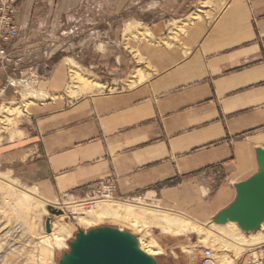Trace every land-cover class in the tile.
<instances>
[{
    "label": "crops",
    "instance_id": "1",
    "mask_svg": "<svg viewBox=\"0 0 264 264\" xmlns=\"http://www.w3.org/2000/svg\"><path fill=\"white\" fill-rule=\"evenodd\" d=\"M42 2L17 3L21 29L41 4L66 13L82 0ZM195 8L176 21L181 25L172 40L156 35L137 46L140 67L124 80L98 79L100 87L76 90L71 66L54 65L41 83L43 99L31 111L30 139L40 148L38 184L46 200L115 180L116 202L202 224L234 201L236 184L258 172L264 0H203ZM152 227L158 239L176 230ZM262 231L247 247L264 243ZM244 252L234 264L245 261Z\"/></svg>",
    "mask_w": 264,
    "mask_h": 264
},
{
    "label": "rangeland",
    "instance_id": "2",
    "mask_svg": "<svg viewBox=\"0 0 264 264\" xmlns=\"http://www.w3.org/2000/svg\"><path fill=\"white\" fill-rule=\"evenodd\" d=\"M20 1L15 0L13 17L19 38L8 46V53L19 63L9 64L5 71L1 67L7 63L0 59V264H58L79 230L102 226L138 236L143 250L158 264H197L204 249L213 250L217 264H228L240 256L245 249L232 242L247 246L254 243L257 233L244 234L237 226L221 227L212 222L200 224L188 216L171 218L133 202H102L105 219L98 218L95 210L75 221L72 217L52 216V210H58L55 205L69 201L67 195L74 194H62L53 202L40 194L41 152L30 139L34 135L31 111L43 99L41 83L54 65L65 62L71 66L72 75L75 72L79 77L72 84L76 90L98 79L124 80L140 67L135 61L139 58L137 46L155 41L156 35L164 43L172 40L181 25L176 21L193 9L197 11L195 7L203 0H82L66 13L61 6L52 10L44 3L22 29L16 6ZM45 64L51 67L49 72ZM11 76L15 77L14 85L8 80ZM205 183L216 186L210 180ZM115 207L123 211H110ZM48 217L53 218L51 234L45 230ZM153 225L176 230L167 229L168 235L158 239L159 231ZM52 240L61 242L57 245ZM149 244L163 255L149 253Z\"/></svg>",
    "mask_w": 264,
    "mask_h": 264
},
{
    "label": "water",
    "instance_id": "3",
    "mask_svg": "<svg viewBox=\"0 0 264 264\" xmlns=\"http://www.w3.org/2000/svg\"><path fill=\"white\" fill-rule=\"evenodd\" d=\"M256 158L258 172L235 185L234 201L213 218L214 225L235 223L244 234L259 232L264 226V149H256ZM51 214L61 217L63 212L55 209ZM52 220L45 221L48 234L53 231ZM68 247L58 264H158L140 247L137 236L110 226L79 230Z\"/></svg>",
    "mask_w": 264,
    "mask_h": 264
},
{
    "label": "built area",
    "instance_id": "4",
    "mask_svg": "<svg viewBox=\"0 0 264 264\" xmlns=\"http://www.w3.org/2000/svg\"><path fill=\"white\" fill-rule=\"evenodd\" d=\"M14 4L15 0H0V59L7 63V66L1 67L5 68V71L8 70L9 64L17 65L19 63L18 58L12 57L8 53V46H11V43L19 38V29L13 24V17H15ZM44 69L46 72H49L51 67L45 64ZM36 70V74L38 72L39 75V70L37 68ZM8 80L11 82V85H14L15 77L11 76ZM67 196L70 197V200H62L55 205V208L63 212L62 216L67 218L72 217L75 221L83 213L96 210L101 202H116L117 186L115 180H103L89 188L82 195ZM139 244H141L140 239ZM244 251L245 261H242L241 264H264V243L247 247ZM198 264H217L213 250L204 249Z\"/></svg>",
    "mask_w": 264,
    "mask_h": 264
},
{
    "label": "bare ground",
    "instance_id": "5",
    "mask_svg": "<svg viewBox=\"0 0 264 264\" xmlns=\"http://www.w3.org/2000/svg\"><path fill=\"white\" fill-rule=\"evenodd\" d=\"M73 80L74 81H76V80H79V77H78V74L77 73H75L74 72V74H73ZM90 86H99L100 87V85L99 84H97V83H90L89 84ZM114 203H118V202H114ZM118 206V205H117ZM118 207H121V206H118ZM104 204L101 202L99 205H98V208L95 210V212L97 213L96 215H99V217L98 218H101V219H105L106 217H104L103 216V214L104 213H102L103 212V210H104ZM138 208H140V209H142L141 207H138ZM113 209V208H112ZM112 209H110V211H113V212H117V211H123V209H120V208H114L113 210ZM142 213V212H141ZM122 214V213H121ZM82 215H84V214H82ZM134 218L137 220L138 218L136 217V216H134ZM81 220L82 221H85L86 219L84 218V217H82L81 218ZM234 226V227H236L237 225L235 224V223H229L227 226ZM140 227V226H139ZM238 227V226H237ZM140 229V228H139ZM192 229H194V228H192ZM263 231H264V227L262 226V228H261ZM182 230H183V228H182ZM261 230V231H262ZM254 236H261V233L260 232H258L256 235H254ZM255 238V237H254ZM258 238V237H257ZM259 239H256L255 238V241H254V243L252 242L251 244H255V243H258L259 241H258ZM55 244H59L60 242H61V240H52ZM52 242V243H53ZM140 243H141V248L142 249H144L143 247H142V245H143V243H142V241H141V239H140ZM234 245L236 244L237 246H238V248H240L241 250H242V248H244V249H246L245 247H247L246 245H241V244H238V243H234V242H232ZM251 244H249V245H251ZM150 245V244H149ZM236 246V247H237ZM152 248V249H151ZM243 249V250H244ZM149 253H152V254H160L161 252L159 251V250H154V248L153 247H151V245H150V250H147ZM147 253V252H146ZM229 262V261H228ZM234 263V260L232 259V260H230V262L228 263V264H233Z\"/></svg>",
    "mask_w": 264,
    "mask_h": 264
}]
</instances>
